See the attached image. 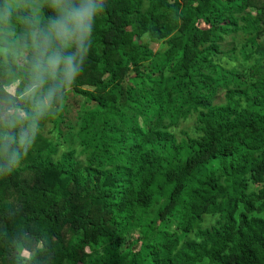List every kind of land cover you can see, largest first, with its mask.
<instances>
[{"label": "trees", "instance_id": "trees-1", "mask_svg": "<svg viewBox=\"0 0 264 264\" xmlns=\"http://www.w3.org/2000/svg\"><path fill=\"white\" fill-rule=\"evenodd\" d=\"M50 2L4 25L0 172L35 139L0 175V264H264V0H105L68 91L25 39Z\"/></svg>", "mask_w": 264, "mask_h": 264}, {"label": "clouds", "instance_id": "clouds-1", "mask_svg": "<svg viewBox=\"0 0 264 264\" xmlns=\"http://www.w3.org/2000/svg\"><path fill=\"white\" fill-rule=\"evenodd\" d=\"M30 2L31 0H29ZM29 3H26L25 0H0V54L14 51L15 44H18V41L9 39L14 33L4 25L10 24L14 16L29 7ZM50 7L56 12V16L49 19L45 28L30 31L25 39L31 41V47L37 53L33 64L36 86L45 83L48 77L56 80V73L60 70L63 79L57 81L55 91L60 89L68 91L83 71L90 47L86 46V42L90 45L93 24L95 18L103 13L105 0H51ZM73 44L76 46V52L65 54ZM28 46L25 43L24 47ZM61 65H63L62 69ZM53 97L54 89L50 87L40 104V109L44 110L50 107ZM34 139V132L31 136H21L20 148L11 151L8 167L4 172H0V175L11 173L16 165L20 164L27 156ZM9 147V145L0 146V158L9 152Z\"/></svg>", "mask_w": 264, "mask_h": 264}, {"label": "rangeland", "instance_id": "rangeland-1", "mask_svg": "<svg viewBox=\"0 0 264 264\" xmlns=\"http://www.w3.org/2000/svg\"><path fill=\"white\" fill-rule=\"evenodd\" d=\"M200 25L203 27H205V26H207V25H205V24H202V23H200ZM243 34L241 33V32H238V33H236V34H231V35H229V36H227V39H226V41H227V43L229 44V45H238V43L243 39ZM166 50V52L167 53H169V49H165ZM33 73H34V71H33ZM57 74V73H56ZM15 84H13L12 86H10V87H6V90H8L9 92H13L14 91V86ZM82 100V98L81 97H76L75 98V100ZM222 99H223V92H220L218 95H217V97L215 98V101L214 102H216V103H218V102H221L222 101ZM78 105V104H77ZM77 105H75L74 107H73V111L74 112H76L77 111ZM93 105H91V104H88V103H84V107L85 108H88V110H89V108H91ZM92 110H94V109H90V112L92 111ZM187 125H190V122L189 123H187ZM51 128V124H47L46 125V127H45V133L46 134H48L49 135V133H48V130ZM259 193H260V195L261 196H264V186H261L260 185V188H259ZM211 223H213V221H211V220H207V222L204 224V225H210ZM135 233V235L134 236H138L141 232L140 231H135L134 232ZM137 246L138 245H135V248H137ZM23 256H25V257H28L29 256V253L28 252H25V251H23L22 253H21ZM98 264H113V263H111V262H108V261H105V263L104 262H102V263H98Z\"/></svg>", "mask_w": 264, "mask_h": 264}]
</instances>
